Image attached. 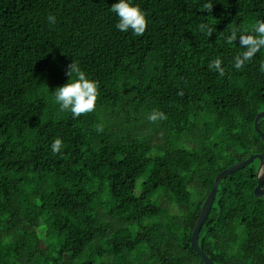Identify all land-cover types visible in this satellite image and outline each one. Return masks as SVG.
Returning a JSON list of instances; mask_svg holds the SVG:
<instances>
[{
    "label": "trees",
    "instance_id": "trees-1",
    "mask_svg": "<svg viewBox=\"0 0 264 264\" xmlns=\"http://www.w3.org/2000/svg\"><path fill=\"white\" fill-rule=\"evenodd\" d=\"M115 2L0 0V264H204L216 178L264 156V47L235 67L264 0H133L142 36L116 30ZM72 61L98 83L77 118L53 96ZM260 165L219 185L199 237L215 264H264Z\"/></svg>",
    "mask_w": 264,
    "mask_h": 264
},
{
    "label": "clouds",
    "instance_id": "clouds-1",
    "mask_svg": "<svg viewBox=\"0 0 264 264\" xmlns=\"http://www.w3.org/2000/svg\"><path fill=\"white\" fill-rule=\"evenodd\" d=\"M211 11L210 5H205ZM110 11L116 15L118 22L115 24L119 32H131L135 36H142L147 28V20L144 11L133 3V0H116L111 6ZM46 20L49 24L56 23L54 15H48ZM202 31L208 35L212 34L211 28L207 25H200ZM255 35L240 37V44L247 46V51L243 53V58L236 57L235 67L239 69L245 60L250 59L261 47H264V22L257 21L254 27ZM235 39V35L229 38V42ZM213 69L223 75L221 60L217 59L210 65ZM261 71H264V64L261 65ZM68 81L63 86L58 87L54 92V101L59 106V110L70 112L73 118L80 117L82 114L91 113L96 108L98 98V83L90 79L80 68L77 62L72 61L66 72ZM149 121L165 119L163 112L153 111L148 117ZM63 141L59 138L52 142V152L59 153L62 149Z\"/></svg>",
    "mask_w": 264,
    "mask_h": 264
},
{
    "label": "water",
    "instance_id": "water-1",
    "mask_svg": "<svg viewBox=\"0 0 264 264\" xmlns=\"http://www.w3.org/2000/svg\"><path fill=\"white\" fill-rule=\"evenodd\" d=\"M264 118V112L260 113L257 116L256 122H255V128L257 131H259V121ZM260 136L264 142V135L260 132ZM255 160H259L261 162L259 172H258V186L255 189V197L260 198L264 196V156L262 155H254L247 161H244L242 163H239L222 173L218 175L216 178L212 191L210 192L207 200L205 201L203 208L201 210V214L198 218L197 224L193 230L192 238H191V243L192 247L195 249V251L198 253V255L202 258L204 264H215L207 255L203 253L201 250L200 244H199V237L200 233L202 230L203 225L205 224L206 220L208 219L211 210L214 206V202L218 193V188L220 183L229 177L230 175L248 167L251 165Z\"/></svg>",
    "mask_w": 264,
    "mask_h": 264
}]
</instances>
